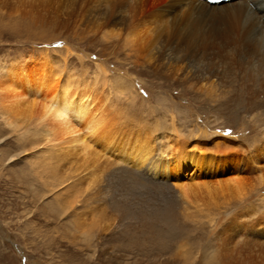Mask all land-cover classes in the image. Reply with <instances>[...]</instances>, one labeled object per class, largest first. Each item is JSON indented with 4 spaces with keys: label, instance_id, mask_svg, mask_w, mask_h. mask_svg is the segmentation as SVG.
Segmentation results:
<instances>
[{
    "label": "rangeland",
    "instance_id": "obj_1",
    "mask_svg": "<svg viewBox=\"0 0 264 264\" xmlns=\"http://www.w3.org/2000/svg\"><path fill=\"white\" fill-rule=\"evenodd\" d=\"M105 7L106 3L103 0H0V67L4 68L17 62L19 63L18 68L22 65L25 69H30L31 62H34L33 64L36 65L38 72L41 71V68L44 71L48 70V67L51 66L60 81L73 79L77 85L94 86L96 91L100 92L98 94L107 105V110L112 113H120V121L124 123L116 128V137L113 140L116 153L119 154L122 151L130 153L140 142L145 140L155 148V151L157 150L155 155L158 154V150L167 140L172 143L175 140L183 142V146L189 149H193L192 147L196 145L193 149L197 150L195 152L196 156L200 155L202 161L205 162L204 169H202L204 177L207 175L206 173H212L214 170L220 171L237 166L243 168L241 174L243 179L240 177V180L241 185L243 184L245 197L242 201H237L239 199L236 197H226L225 194L219 196L217 194V197H213V202L205 194L202 197L196 194V206H198L199 211L203 212L201 215L198 214L196 219L190 220L194 223L192 224L188 222L189 220H181L182 217L179 214L167 211V206L173 202L172 196H169L172 193L164 188L165 185L160 180L149 181L152 186H142V190L141 188H135L132 185L133 182L142 184L143 179L148 178V176L139 175L141 171L131 165H117L116 162L119 160L116 157L118 154L115 155L114 153L110 156V159H107L108 163L115 164L105 168V156H101L100 153L101 158L98 160L92 154L84 155L81 152L79 153L78 147L80 146L77 145L74 154L67 157L66 162H62L63 157L61 153L57 152L58 148H52L56 144H44L46 141L42 140L41 137H31L34 130H42L40 126L34 128L33 125H27L26 123L21 129L9 131V128L3 127L0 119V159L2 154L16 155L18 153L15 156V162L10 165L7 163L2 164L3 158L0 160V251L2 253L0 264H164L163 262L173 264L171 261L175 260L176 256L173 257L174 253L172 251L175 252L176 244L169 242L171 247L170 244H167V240L175 242L174 239L179 237L181 241L184 237L185 244L183 241L182 243L191 252L190 256L193 257L195 254V257L197 256V259L193 257L189 260L190 262L177 256L183 260H180L181 264L191 262L193 264H264V237L260 238L258 234L250 233L252 230L251 227H248L251 220L264 217L263 189L261 193L250 190L255 183L258 184L259 177L262 176L264 179V158L259 160L258 166L250 164L249 161V158L258 154L256 148L264 142V135H261V133L264 134V114H262L264 113V89H261L264 88V85H258L256 80H253L255 78L254 75L252 76L249 67L245 66V69L244 67L234 69L221 67L229 73L225 80L228 85L224 83V89L221 87L223 91L221 99L218 101L216 99V104L206 99L203 102V98L200 99L197 96V88H191L192 86L190 87L185 83L186 80L180 82L178 79L185 75L183 70L191 71L187 76H191L193 79L190 80L191 78L188 77L189 82L195 83L197 86V63L210 62L212 57L200 54L197 52V48L189 49L187 55L183 50H176L174 44H172V48L171 43L169 45L166 43V32L169 30L166 28L158 31L160 33L159 43L153 41L151 44L149 43L147 48L154 50L153 53L147 54L148 49L143 53L138 52L137 55L128 53L125 51L123 43L119 45L121 41L118 39L114 38L115 40H113L112 38L107 41L105 38H101V17L107 9ZM151 26L153 27L151 23H147L145 27L141 26L137 30L138 32H144V28L149 29L152 28ZM156 50L163 53L164 56H170V59L164 62L160 61L161 59L155 54ZM40 60L44 63H41ZM102 63H105V65ZM162 63H165V65L163 66ZM100 69L103 71L101 72ZM229 70L233 71L230 73ZM104 71L106 75L103 73ZM119 71L122 74L126 72L130 76L129 80L126 81L127 83L125 82V85L122 86H118L116 81L118 78L116 75L120 73ZM119 88H124L125 91L119 92ZM221 103L222 108L229 112L224 111L223 113V111H220L216 113L210 111ZM241 104L245 106L253 105L254 111L251 113L245 112L241 108ZM25 127L29 130L27 132L29 134L21 136ZM220 133L222 136L224 135L223 139L225 137L229 140L230 146L226 150L216 147L215 139L219 137L217 135ZM217 141L219 140L217 139ZM197 144L202 145V147H197ZM22 146L26 148H21ZM23 149L25 151L20 153ZM153 149L152 151H154ZM56 155H59L61 162H59L58 171L50 170L52 166L50 163ZM40 159L45 162L43 163V160ZM69 161L71 162L70 166ZM97 162L102 164L100 169L104 175L101 176L102 178L99 181L102 180L103 182L105 180L103 183L107 188L105 189L107 191L105 204H107L108 209H106L105 215L100 214V204L98 202L99 205H97L94 201L96 191L91 192L90 189H87L84 193L85 180H81L79 177L74 178V180L69 179L70 181L65 184L66 186L70 183L69 187L72 191L70 189L69 191L66 190L64 186L60 187L49 193L50 195L44 198L43 204L41 201H38L39 204L38 202L35 203L36 197H34L35 200L32 199L33 195L28 190L29 185H34L36 189L40 190L43 185L39 183L51 173L61 171L60 175L67 174L66 176H68L74 171L65 173L66 168L72 167L73 170L78 169L73 174L75 175L86 167L91 168V165L98 164ZM66 163L67 166H65ZM253 167L258 168L254 169ZM87 169L88 172L90 169ZM188 173H193L191 168L185 174ZM260 174L261 176H259ZM122 176H124L123 179L127 178L123 180ZM118 177L121 179H118ZM221 177L224 178L221 175L218 178ZM110 178H114L112 181L114 184L110 183L112 180ZM207 181L211 182L210 177L207 178ZM71 183H73V186ZM263 185L261 184V186ZM208 187H213V185L209 183ZM74 189L77 193L74 192ZM247 191L248 195L246 194ZM123 193H126V195ZM77 194L81 195L78 197ZM75 195L79 203L76 201ZM71 197L76 202L73 199L70 200ZM112 197L113 199H111ZM195 198L192 196L191 199L194 200ZM222 198H225L223 202H221ZM234 199H236V203ZM85 200L88 201V204ZM192 202L194 203V201ZM90 205L94 206L93 209H90ZM63 206L68 208L66 211L68 214L66 213L63 218H55L56 213L65 208ZM48 207H52V210ZM260 207L261 209H258ZM206 208H209V211ZM114 209L119 213H111V211H115ZM198 210L197 213H199ZM91 213H95L96 219ZM72 215H75L78 226L82 230L89 229L93 231V239L90 243L87 244L81 239H75V235L67 234L66 229H70V227L66 224L70 223L67 221L70 220L69 218ZM232 219L233 221L230 222ZM117 220L122 224H119L121 227L118 230H114V227L111 228L110 225ZM136 220L138 221L136 222ZM186 224L188 225L186 226ZM222 224L225 228L220 227ZM235 226L248 227L249 230L245 229L239 232L234 230L236 229ZM173 230L177 232L173 233ZM167 233L170 237L165 236ZM185 233L187 238L184 235ZM230 233H232L231 236ZM163 236H165L164 239ZM217 236H220V238L216 239ZM192 246L193 248H191ZM171 248L172 250H170ZM195 249H197V252ZM208 249H211V251ZM8 252L11 253L7 254ZM209 252L213 253L210 254ZM163 256H165V261Z\"/></svg>",
    "mask_w": 264,
    "mask_h": 264
},
{
    "label": "bare ground",
    "instance_id": "obj_2",
    "mask_svg": "<svg viewBox=\"0 0 264 264\" xmlns=\"http://www.w3.org/2000/svg\"><path fill=\"white\" fill-rule=\"evenodd\" d=\"M103 1L106 3L105 9L106 8L107 9L101 17L102 18V23H101L102 35H101V38H105L107 41L109 39H112V38H113V40H115L114 38L118 39L119 41H121V42H119V45H121L123 43V46H124L126 52L131 53L133 55H137L138 52L143 53L146 49H148L147 54H149L151 52L153 53L154 50L152 51L151 49L147 48L149 43L151 44L152 41L154 43H159L158 41H160V36H159L160 33L158 31H160L163 28H166V29H169L168 32H166V38H167L166 43L168 45L170 43H171V46H172V44L176 45V46H174L176 48V50H183L185 52V55L188 54L187 51L189 49L192 50V49L197 48V52H199L200 54L212 57V58H210V62L209 61H208L209 63L207 62L208 64L204 63V62H203V64L197 63V86L195 85V83L189 82L190 80L193 79L191 76H187L189 74V72H191V71L187 72L186 70H183V71H185V75H182V78L178 79V81H180V82L181 81L184 82V80H186L185 83L190 85V87L192 86L191 88H197V96L200 99L203 98V102L206 99V100L213 101L216 104L215 100L217 99V101H218L221 99V97H222L221 95L223 92L221 89L223 88V85L225 86L224 83H226L225 80H226L227 75L229 74L226 72V70L224 68H223L224 69L223 70L221 67H229V69L243 68V67L245 69V66L249 67V70L252 73V76L254 75V78H255L253 80H256V83H258V85H264V0H231L228 2L218 1L216 3H209L206 0H103ZM147 23H151V25H153V27L151 26L152 28H149V29L144 28V30H145L144 32H138L137 29L140 28L141 26L145 27V25ZM149 26H150V24H149ZM105 39H103V40H105ZM150 48H152V47H150ZM172 48H173V46H172ZM155 54H157L158 56L157 55L156 56L161 59L160 61L164 62L165 60L168 61L170 59L169 58L170 56L167 57L165 55L167 57L166 58L164 56V54L158 50H156ZM177 56H178V54H177ZM153 57H155V56H153ZM173 58H174V56H173ZM178 58H179V56H178ZM40 62H41V60H40ZM48 62H49V59H48ZM33 63L31 62V64H30L31 68L30 69L29 68L25 69L24 66H22V65H20L21 67L19 66L20 68H18L17 66L19 65V63H17V62L11 63L10 66H6L4 68L0 67V119H1V122L3 124V127L7 128V129L9 128V131H16L17 129H21L23 127V125L26 123H27V125H33L34 128H36L37 126H40L42 130L41 131H39L37 129L34 130L33 131L34 134L31 133L33 135V136L31 135V137H41L42 140L46 141L44 144H56V146H52V148H56V149L58 148L57 152L61 153V155L63 157L62 162H66V158L69 157L70 155L74 154V152L76 151L75 148H77V145H79L80 146V147H78L80 150L79 153L81 152L84 155H91L92 154L93 156L97 157L98 160L101 158L100 153L102 154L101 156H105V159H106V161H105L106 164H104L105 168L115 164V163H108L107 159H110V156L114 153H115V155L118 154V153H116V149H114L115 144H114L113 140L116 137V131H117L116 128L119 127L120 124L122 123L120 121V113H118V114L112 113L111 111L107 110V107H106L107 105H105V102L101 100L102 98L98 94L100 92L96 91L94 86H92V87L87 86V85L83 86V84H82V86L79 84L80 85L79 86L75 83V81H73V79L72 80H65L64 79L63 81H60L57 79L56 72L54 69L51 68V66H49L48 70H45V71L42 70V68H41V71L38 72L37 68L35 67L36 65ZM41 63H44V62H41ZM102 64L105 65V63H102ZM119 64H120V62H119ZM162 65L164 66L165 63H162ZM180 68H182V67H180ZM97 69H98V67H97ZM100 71L102 72L103 70L100 69ZM167 71H168V69H167ZM170 71H172V70H170ZM177 71H178V69H177ZM232 71H230V73ZM103 73L105 74V71ZM240 73H239V75H240ZM246 73H247V71H246ZM177 74H178V72H177ZM179 74H180V72H179ZM113 77H115V76H113ZM116 77H118L116 79L118 86L119 85L122 86V85H125V82L127 80H129L130 76L126 72H124L123 74L120 72V73H118V75H116ZM188 77H190L191 79L189 80ZM175 79H176V77H175ZM230 80L232 81V79H230ZM241 81H242V79H241ZM129 82H131V81H129ZM235 83H236V81H235ZM230 84L232 85V83H230ZM240 84H242V83H240ZM232 89H235V88H232ZM261 89L263 90L264 88H261ZM118 91L123 92V91H125V89L119 88ZM242 93H244V92H242ZM255 95H257V94H255ZM98 96H100V98H98ZM234 100H235V98H234ZM235 103H236V101H235ZM238 104H240V103L238 102ZM251 104H252V102H251ZM241 105H242L241 108H243L245 112L251 113L252 111H254L253 105H247V106H245L243 104H241ZM222 106H223L222 103L218 104V106H215L214 109H211L210 111H214L216 113H218L220 111H223V113H224V111H228L225 108H222ZM262 114H264V113H262ZM262 114H261V116H262ZM261 121H263V120H261ZM131 123H130V125H131ZM122 124H124V123H122ZM28 131L29 130H27V127H25V129H23V131L21 133V136L29 134V133H27ZM261 135L263 136L264 134L261 133ZM217 136H219V137L216 138L215 140L217 141V139H218L219 141H217V142L215 141V143L217 145L216 147L224 149V150L228 149V147L230 146L229 140H227L225 137L223 139L224 135L222 136L221 133ZM148 140H149V138H148ZM263 140H264V138H263ZM173 142L174 143H172L170 140H167L165 142V144L163 146H161L160 149L158 150L159 151L158 154L155 155V152L157 150L155 151V148L153 146H150V143L145 140L143 142H140L137 145V147H135V148L133 147L134 150L131 151L130 153H126L124 151L120 152L119 153L120 155L118 154L116 157V159L119 160L116 162V164L117 165L122 164L123 166H124V164L126 166L131 165L133 168L135 167V169L137 168L138 171H141L139 175L142 174L143 177L148 176V178L146 177L143 179L144 180L143 183H145V184H143V183L138 184V183L133 182L132 185L135 186V188H138V189L141 188V190H142V186H145V185H148V186L151 185L152 186V183L149 181H153L155 179L160 180V182L165 185L164 188L168 189V191L170 193H172L169 196H172L171 199L173 201L172 202L173 204L171 203V205L167 206V211L168 212H174L175 214H179V216L182 217L181 220H183V221L189 220L188 221L189 223H192L190 220L196 219L197 215L198 214L201 215L203 212V211H199L198 206H196L197 200L195 197H197V196L202 197V195L205 194L207 196V198L212 199V201H213V197H217L218 195L220 196L222 194L223 195L225 194L226 197H236L239 199L237 201H240V200L242 201V199L245 197V194H243V193H245V191L243 192V187H242L243 184L241 185V180H240V177L242 178L241 174L243 173V170H242L243 168L241 169L240 166H237L234 168L225 169L226 171L220 170L222 172H220L219 170H214V171H212V173L210 172L211 174L206 173L207 175L204 177L203 176L204 174L202 175V173H203L202 169H204L203 165L205 162L202 161L200 155L196 156L195 152L197 150L196 149L193 150L195 148L194 146H196V145H194L192 147L193 149H189L188 147L183 146L184 145L183 142L181 143L178 140H175ZM263 144H264V142H263ZM263 144L259 145L256 148V150L258 149V154L257 155L255 154L251 158H249L250 164L258 166L259 160L264 158V146H263ZM197 147L200 148V147H202V145L200 146V144H197ZM21 148H26V147L22 146ZM151 148L152 149L154 148L153 149L154 151H152ZM74 149H75V151H74ZM229 150H230V148H229ZM7 151H8V149H7ZM23 151H25V149H23L20 153H22ZM209 151L211 152L210 149H209ZM203 153H204V151H203ZM1 154H2V152H1ZM17 154L16 155L2 154L3 159L1 158L2 159L1 163L2 164L7 163L9 165L14 163L15 162V156H17ZM47 159H49V158H47ZM40 160L42 161L43 159H40ZM49 160H52V159L50 158ZM44 162L45 161L43 160V163ZM59 162H60L59 155L54 156L53 161L50 163V165H52L50 167V170L58 171L57 168L59 167V164L61 163V162L60 163ZM43 163H42V165H43ZM70 165H71V162L69 161V166ZM65 166H67V163L65 164ZM39 167H40V165H39ZM101 167H102V164L99 162L96 165H91V168L86 167V168L90 169V170L87 169L88 172L86 171V168L83 167L84 169H82V171L80 173L75 174V175H73V174L75 172H77L78 169L75 168V170H73L72 167H67L65 173L67 171H68V173H71V171H74V172H72V174H68V176H66L67 174L60 175L61 171L60 172H54L51 174L49 173V171H47L50 175L47 177H44L42 179L43 181L41 180V183H39V184L43 185L42 189L39 190V189H36L34 187V185H29L30 188H28V190H29L30 194L33 195L32 199H34V197L37 198L36 200L34 199L35 203L38 201H41V203L43 204L44 198L47 195L49 196L50 195L49 193L55 191L56 189L64 186L66 188V190H68V191H69V189L71 190V187H69L70 183L66 186H65V184L68 181H70L71 179L74 180V178L77 179V177H79V179L85 180L84 193L87 191V189H90L91 192L96 191V193L94 194L95 195L94 201H95V203H97V205L100 204V207H101L100 214L103 216V215H105L106 209H108V206H107V204H105V201L107 200V196H106L107 191H105V189H107V188L105 186V183H103V182H105V180H103V182H102V180L99 181L100 178H102L101 176L103 175V171L100 169ZM113 168H115V167H113ZM190 168H191V171H193V173L190 174L191 173L190 172L188 174H185L186 171L189 170ZM253 168L255 169L258 167H253ZM35 169L37 170V168H35ZM259 169L261 170V168H259ZM113 170H111V171H113ZM31 172H33V171H31ZM37 172H38V170H37ZM132 172H133V169H132ZM119 173H121V172H119ZM137 174H138V172H137ZM219 175L224 176V178L223 177L218 178ZM87 176H88V178H87ZM116 176H118V175H116ZM142 176H139V177L141 178ZM259 176H261V174ZM123 177L124 176H122V179H123ZM208 177H210L211 182L207 181ZM126 178H124V179H126ZM110 179H112V178H110ZM118 179H121V178L118 177ZM113 180H114V178L110 181V183ZM32 181H33V179H32ZM129 181H131V180H129ZM209 183L212 184L213 187H208ZM71 184L73 186V183H71ZM112 184H114V183L112 182ZM245 184H248V183H245ZM245 184H244V187H245ZM261 184H264V179L262 178V176H261V178L260 177L258 178V184L256 185V183H255V185H253V188H250L247 185L246 186L248 188H250V190L252 192L257 191L258 193H261L262 189H263L262 192H264V185L261 186ZM249 185H252V184H249ZM109 186H110V184H109ZM260 187H261V189H259ZM78 190H81V189H78ZM74 192H76L75 189H74ZM74 192H72V193L74 194ZM123 194L126 195V193H123ZM196 194H197V196H196ZM246 194L248 195V191ZM79 195H81V194H79ZM79 195L77 194L78 197H79ZM77 196L75 195L76 201L78 202ZM82 196H85V195H82ZM192 196H194V198H195L194 200L191 199ZM51 197H52V195H51ZM120 197H121V195H120ZM222 197H224V196H222ZM72 199L73 198L71 197L70 200H72ZM91 199H93V198H91ZM111 199H113V197ZM217 199H219V198H217ZM223 199H225V198H222L221 202H223ZM73 200L75 201V199H73ZM191 200L194 201V203ZM195 200H196V202H195ZM201 200H203V199H201ZM214 200H216V199H214ZM230 200H233V199H230ZM235 200L236 199H234V202H235ZM87 202L88 201H86V203ZM98 202H99V204H98ZM39 203L40 202H38V204ZM45 203H44V205H45ZM209 203H210V201H209ZM115 204H117V202H115ZM62 205H65V204H62ZM210 205H212V204H210ZM47 206H48V203H47ZM52 207H48V208H50L52 210ZM60 207H62V206L60 205ZM63 207H65V206H63ZM67 207H69V206L67 205ZM67 207L60 209L56 213L55 218L65 217L66 216L65 214L67 213L66 211L68 210ZM91 207H90V209H93L94 206L92 208ZM205 207H206V205H205ZM118 209H120V208H118ZM206 209L208 210L209 208H206ZM258 209H261V207ZM197 210L199 211V213H197ZM98 211H99V209H98ZM112 212H114L115 214L119 213L116 210L111 211V213ZM229 213H231V212H229ZM91 214L93 215L94 219H96L95 213H91ZM206 214H204V215H206ZM226 214H227V212H226ZM251 217H253V216H251ZM69 219L70 220L67 222H70L71 225H70V223L66 224L70 227V229H68V228L66 229V232L68 231L67 234L68 235L69 234L75 235L74 236V237H76L75 239H81V240L85 241L87 244L90 243L93 239V231H91L89 229L82 230L81 227L78 226L79 224L76 221L75 215H72V217H70ZM221 219H222V217H221ZM249 219H250V217H249ZM125 220H126V218L124 219V221ZM147 220L149 221V219H147ZM137 221L138 220H136V222ZM140 221H142V220L140 219ZM232 221H233V219L230 222H232ZM222 222H223V220H222ZM233 223H235V222H233ZM119 224H122V223H119V221L117 220L115 223H113L110 226H111V228L114 227V230H118L121 227ZM188 224H186V226ZM192 224H194V223H192ZM223 225L224 224L220 225V227ZM127 226H125V227L127 228ZM173 226L174 225H172V227ZM223 227L225 228V226H223ZM235 227H236V229H234V230H237L239 232L244 231L245 229L249 230V228L251 227L250 229L252 231L250 233L258 234L260 236V238L264 237V217H258L255 220H251V222L248 223L249 228L244 227V226H239V227L235 226ZM196 228H197V226L195 227V229ZM215 229H216V227H215ZM165 230H166V228H165ZM220 230H222V229H220ZM182 231H184V229H182ZM192 231H193V228H192ZM225 231H226V229H225ZM176 232H174V230H173V233H176ZM188 232H189V230H188ZM168 233L165 234V236L166 235L169 236ZM186 233H187V231H186ZM186 233L184 234L185 237L187 236ZM190 233H194V232H190ZM232 233H233V231H232ZM232 233H230V236ZM219 234H217V235H219ZM165 236H163V239ZM230 236H228V237H230ZM239 236H241V235H239ZM174 237H175V235H174ZM218 237L220 238V236H217L216 239H218ZM183 238H182V241H183ZM179 239H181V238L179 237V238L174 239L175 242L173 240L172 241L167 240V244H170L169 242H171V244H173V243L176 244L175 252L172 251L174 253L173 257L176 256L175 260L171 261V262H173V264L174 263L175 264H181V261H183V260H181L182 258L184 259V261H187V260L189 261L190 259H193V257H195V255H196V254L194 256L192 255L193 257H191L190 256L191 252H189L184 245L185 240L183 241V243H184L183 244L182 241ZM160 241H162V240L160 239ZM165 241H166V239H165ZM188 242H190V241H188ZM132 244H133V242H132ZM161 244H163V243H161ZM167 244H165V245H167ZM171 244H170V246H171ZM192 244H194V243H192ZM191 248H193V246ZM170 250H172V248ZM192 250H194V249H192ZM195 250L197 252V249H195ZM209 251H211V249ZM163 252H164V250H163ZM213 252H211V253H213ZM10 253L11 252H8L7 254H10ZM160 253H161V251H160ZM194 253H192V254H194ZM199 254H201V253H199ZM158 255H159V253H158ZM204 255H206V254H204ZM156 256H155V258H156ZM177 256L181 257V259H179ZM1 257H2V253L0 251V259H1ZM164 257L165 256H163V259H164ZM167 257L169 258V256H167ZM210 257H211V255H210ZM202 258H205V257H202ZM202 258H201V260H202ZM163 259H161V260H163ZM161 260H158V261H161ZM164 261H165V259H164ZM167 261L170 262L169 260H167ZM163 263L165 264V262H163ZM191 263H189V264H191ZM166 264H169V263H166Z\"/></svg>",
    "mask_w": 264,
    "mask_h": 264
}]
</instances>
